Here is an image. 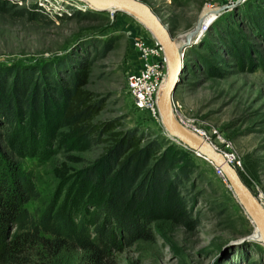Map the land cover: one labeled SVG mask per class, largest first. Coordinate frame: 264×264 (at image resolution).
Segmentation results:
<instances>
[{"label": "rangeland", "instance_id": "1", "mask_svg": "<svg viewBox=\"0 0 264 264\" xmlns=\"http://www.w3.org/2000/svg\"><path fill=\"white\" fill-rule=\"evenodd\" d=\"M3 1L0 164L10 162L36 190L27 208L68 203L86 214L100 199L86 175L113 166L115 144L101 133L98 142L80 136L63 117L60 98L68 75L88 66L81 88L103 105L90 123L115 124L118 139L134 134L141 147H156L143 151L147 162L131 189L143 178L144 188L166 179L165 192L172 184L180 207L174 217L162 209L141 219L149 235L107 246L99 264H264V248L248 238L253 222L214 165L169 135L159 114L132 104L124 75L138 64L133 43L152 35L142 22L85 0ZM137 1L174 39L193 31L182 52L172 113L216 151L234 155L240 179L264 207V0ZM7 111L15 118L10 126ZM5 129L24 144L20 150L11 149ZM88 233L97 238L95 229ZM44 255V264H92L73 246Z\"/></svg>", "mask_w": 264, "mask_h": 264}, {"label": "trees", "instance_id": "2", "mask_svg": "<svg viewBox=\"0 0 264 264\" xmlns=\"http://www.w3.org/2000/svg\"><path fill=\"white\" fill-rule=\"evenodd\" d=\"M88 72V66H84L75 71V75H68L60 98L63 117L72 120L71 127L80 136L98 142L102 140L98 136L101 133L109 136L110 142L115 144L112 150L115 155L113 166L98 174L86 175L100 191L95 210L85 214L74 209L73 204L65 203L48 206L42 211H31L26 205L37 198L36 190L10 162L1 163L0 264H44L45 253L52 255L67 246L79 248L92 264H99L108 254L107 246L118 248L124 240L128 243L138 235H149L144 231L145 220L141 219L162 209L172 217L180 211L173 185L170 184L165 192L166 179L153 184L147 182L148 186L144 188L146 178H143L131 189L137 177H140L142 164L147 162V155L143 151L150 154L156 147L150 143L141 147V139L134 134H123L118 139L120 133L113 131L115 124L90 123L103 105L81 88ZM21 107L25 106L21 104ZM3 115L6 125H12L14 116L9 111ZM5 131L8 132L11 149L20 150L24 144H16L12 133ZM90 228L96 230L97 238L94 240L89 238Z\"/></svg>", "mask_w": 264, "mask_h": 264}, {"label": "water", "instance_id": "3", "mask_svg": "<svg viewBox=\"0 0 264 264\" xmlns=\"http://www.w3.org/2000/svg\"><path fill=\"white\" fill-rule=\"evenodd\" d=\"M89 4L102 10L117 9L132 16L142 19V24L151 32L162 46L166 62L171 63V70L157 94L156 107L161 123L166 132L178 138L191 151L196 152L205 160L219 167L224 180L237 198L240 206L247 213L256 229L264 240V207L252 194L249 188L240 179L234 166L227 160L225 155L216 151L212 145L202 136L182 126L172 113V96L177 84H179L178 73L180 70L183 49L190 40L189 35L193 31L185 34V40L180 46H176L175 39L170 35L165 24L149 9L145 4L137 0H85ZM137 19V18H136Z\"/></svg>", "mask_w": 264, "mask_h": 264}, {"label": "built area", "instance_id": "4", "mask_svg": "<svg viewBox=\"0 0 264 264\" xmlns=\"http://www.w3.org/2000/svg\"><path fill=\"white\" fill-rule=\"evenodd\" d=\"M138 64L124 75L125 89L132 104L158 118L157 94L166 76V57L162 46L151 36V40L139 38L133 43ZM173 104V101H172ZM174 105V104H173ZM233 163V154L223 153ZM216 175L223 177L219 167L214 166Z\"/></svg>", "mask_w": 264, "mask_h": 264}, {"label": "bare ground", "instance_id": "5", "mask_svg": "<svg viewBox=\"0 0 264 264\" xmlns=\"http://www.w3.org/2000/svg\"><path fill=\"white\" fill-rule=\"evenodd\" d=\"M111 9V8H110ZM112 10V9H111ZM204 15H202L200 18H205V17H203ZM139 21H142V19H140L139 17H136ZM187 35V34H186ZM184 37H185V35H184ZM182 37L181 36H178V38H176L175 39V42H176V46H180L181 44H182V42L185 40V38H183L182 40H180ZM180 40V41H179ZM170 70H171V63L168 61V62H166V70H165V72H166V76H165V79L168 77V75L170 74ZM178 76V75H177ZM164 83H165V80L163 81V83H162V85H164ZM161 85V86H162ZM161 86H160V88H161ZM160 88H159V90H160ZM158 90V91H159ZM254 227V229H253V232L248 236V238L250 239V240H253V241H255V242H257L258 243V245L259 246H261L262 248H264V240H263V238L261 237V235H260V233H259V231L256 229V227L255 226H253Z\"/></svg>", "mask_w": 264, "mask_h": 264}]
</instances>
